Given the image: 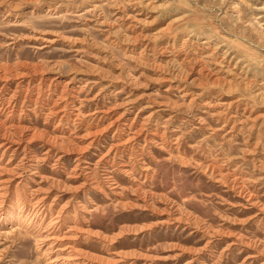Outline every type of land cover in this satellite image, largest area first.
I'll return each mask as SVG.
<instances>
[{
    "label": "rangeland",
    "instance_id": "374dc122",
    "mask_svg": "<svg viewBox=\"0 0 264 264\" xmlns=\"http://www.w3.org/2000/svg\"><path fill=\"white\" fill-rule=\"evenodd\" d=\"M0 264H264V0H0Z\"/></svg>",
    "mask_w": 264,
    "mask_h": 264
},
{
    "label": "bare ground",
    "instance_id": "6f19581e",
    "mask_svg": "<svg viewBox=\"0 0 264 264\" xmlns=\"http://www.w3.org/2000/svg\"><path fill=\"white\" fill-rule=\"evenodd\" d=\"M130 3V2H129ZM258 9H263V7H260ZM227 54V53H226ZM220 65V64H219ZM235 67V66H234ZM204 69V68H203ZM237 69V68H236ZM242 70V69H241ZM228 71V70H227ZM237 73V72H236ZM230 75V74H229ZM232 75V74H231ZM233 78V77H232ZM259 93V92H258Z\"/></svg>",
    "mask_w": 264,
    "mask_h": 264
}]
</instances>
